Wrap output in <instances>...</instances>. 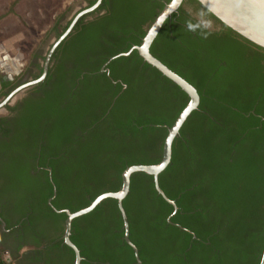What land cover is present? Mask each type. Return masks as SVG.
I'll use <instances>...</instances> for the list:
<instances>
[{
	"label": "trees",
	"instance_id": "trees-1",
	"mask_svg": "<svg viewBox=\"0 0 264 264\" xmlns=\"http://www.w3.org/2000/svg\"><path fill=\"white\" fill-rule=\"evenodd\" d=\"M168 1L103 0L105 13L77 25L63 41L68 58L87 73L78 83L66 80L78 85L66 102L47 96L30 105L34 117L56 115L50 144L69 146L59 176V162L50 161L57 210L77 211L98 195L117 191L126 167L161 159L167 128L187 95L136 51L108 65L110 77L119 82L98 71L109 57L138 45ZM182 4L219 29L204 28L181 7L150 47L154 57L196 88L200 103L182 125L171 161L158 176L177 211L168 222L173 208L156 193L152 177L133 174L122 202L129 238L142 264H258L264 245V50L196 0ZM51 195L48 185L42 203L58 221L55 238L60 239L50 241L58 251L66 215L46 204ZM70 240L80 252V264H136L113 199L74 219ZM64 247L73 260L71 249ZM0 264H13L1 249Z\"/></svg>",
	"mask_w": 264,
	"mask_h": 264
},
{
	"label": "flooded vegetation",
	"instance_id": "flooded-vegetation-1",
	"mask_svg": "<svg viewBox=\"0 0 264 264\" xmlns=\"http://www.w3.org/2000/svg\"><path fill=\"white\" fill-rule=\"evenodd\" d=\"M96 1L75 0L76 6L72 3L65 9L62 24L54 25L50 33L53 40L46 49H39L26 66L12 75L0 69V249L6 260H13V264H75V256L72 260L64 242L60 244L58 251L50 247L51 239L54 242L60 239L55 238V225L58 221L47 215L42 203L49 185L52 187V195L47 198L46 204L54 211L52 200L56 196V185L52 178L50 161L59 162L56 170L59 176L58 169L62 161L64 163L69 158L65 155L69 146L65 143H54V146L50 144L52 134L49 133L52 132L49 131L55 126L56 115L34 117L30 113V105L47 96H57L58 100L63 99L66 102L75 94L78 85L72 82L68 84L66 80L74 79L75 83H78L87 72L78 69L77 62L68 58L70 50L63 41L75 34L77 25L91 22L105 13L103 0L94 10L78 17L68 35L53 50L44 79H38L43 74L45 59L51 47L76 16L93 6ZM182 5L183 12L196 23L208 30L219 29V25L204 19L192 7ZM176 15H179L178 11ZM90 57H86L88 62ZM107 60L98 72L105 73L115 84L119 80L114 81L110 77V63L105 66L108 72L101 71ZM36 80L38 81L34 84L23 87ZM14 91L16 92L12 94ZM67 95L69 96L66 97ZM77 134L80 135L79 132Z\"/></svg>",
	"mask_w": 264,
	"mask_h": 264
},
{
	"label": "water",
	"instance_id": "water-1",
	"mask_svg": "<svg viewBox=\"0 0 264 264\" xmlns=\"http://www.w3.org/2000/svg\"><path fill=\"white\" fill-rule=\"evenodd\" d=\"M102 0H97L95 4L82 12H80L74 21L70 24L67 30L60 36V38L54 43L49 51L45 63L43 74L38 80L44 79L47 72L50 56L56 46L68 35L71 31L75 21L84 13L94 10ZM204 9H206L211 15H213L221 24L229 28L232 32L245 39L249 43L255 45L264 50V0H196ZM183 0H169L164 4L162 9L158 12L154 20L146 28L143 37L138 45H133L128 51L116 54L110 57L104 64L101 71H107L105 68L112 60L119 57H127L133 51H136L142 61L152 68L156 69L162 76L169 79L172 83L178 86L188 97V101L184 108L180 111L174 122L167 128V134L162 144V154L159 162L155 164H136L126 167L121 173V186L117 191L105 192L95 197L87 206L70 212L68 209H61L54 211L57 213H64L66 218L64 220V232L62 235L63 242L74 252L75 264H80L81 256L78 248L70 240L72 221L79 218L89 212H91L96 206L106 199H113L116 201L117 208L120 212L123 223V240L132 249L136 264H142L139 258L137 247L131 242L129 238V225L125 210L123 208V200L127 196L130 189V178L135 173H144L152 177L154 189L156 193L169 205L172 206L173 211L167 218L170 222V218L177 211V206L173 200L168 198L159 185V174L169 165L172 156V144L174 139L179 135L180 129L191 113L198 109L200 103V97L196 88L186 81L183 77L172 71L159 59L154 57L150 52V47L157 37L164 23L176 14L181 7ZM25 84L23 87L34 84ZM125 87V86H124ZM18 90V89H17ZM16 90V91H17ZM14 91L12 94H14ZM11 94V95H12ZM6 99V101L11 97ZM5 101V102H6ZM4 102V103H5ZM3 103V104H4ZM55 195V188H53V196ZM51 200V199H50ZM49 200V201H50ZM179 228L181 226L177 225ZM194 236V235H193ZM258 264H264V245L260 260Z\"/></svg>",
	"mask_w": 264,
	"mask_h": 264
},
{
	"label": "rangeland",
	"instance_id": "rangeland-1",
	"mask_svg": "<svg viewBox=\"0 0 264 264\" xmlns=\"http://www.w3.org/2000/svg\"><path fill=\"white\" fill-rule=\"evenodd\" d=\"M71 4L77 2L0 0V69L12 75L46 49L53 40L54 25L62 24V15Z\"/></svg>",
	"mask_w": 264,
	"mask_h": 264
}]
</instances>
